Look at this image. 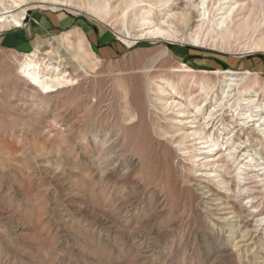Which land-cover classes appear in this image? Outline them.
<instances>
[{
    "label": "rangeland",
    "instance_id": "1",
    "mask_svg": "<svg viewBox=\"0 0 264 264\" xmlns=\"http://www.w3.org/2000/svg\"><path fill=\"white\" fill-rule=\"evenodd\" d=\"M1 1L0 264H264V0Z\"/></svg>",
    "mask_w": 264,
    "mask_h": 264
},
{
    "label": "bare ground",
    "instance_id": "2",
    "mask_svg": "<svg viewBox=\"0 0 264 264\" xmlns=\"http://www.w3.org/2000/svg\"><path fill=\"white\" fill-rule=\"evenodd\" d=\"M39 3L40 4H46V1H41ZM56 3H57V1L55 0L54 5H57ZM0 8H1V11H0V27H4V26H8V25L16 26V25L21 24L22 16H23V13L25 12V9L22 6L16 5V10L17 11L13 12V11H10L3 4V2L0 0ZM239 9L243 10V9H245V6L242 5V6H240ZM39 63L36 61L35 55L32 54L31 56H26L25 59L23 60V62L20 63L19 73H20V75L23 78H25L31 84H33V85L37 86L38 88H40L43 93H49L53 88H55V87H57L59 85L70 83V81H67L64 78H62V79H59V78L47 79L46 77H43L44 75L41 74V71H43V70H41ZM188 71H189V69H185L183 72H188ZM44 72H43V74H44ZM226 73L227 74H233L232 71H227ZM234 74H237V73H234ZM199 96L200 95H197L196 98H198ZM227 98H228V96L225 97L224 99H227ZM243 103H244V101H243ZM252 103H254V102H252ZM251 105H252L251 103L245 102L243 104V107L246 106L245 108H243L244 109V111H243L244 113L240 114L241 117H239V118L235 117V115H234L232 117V121H235L234 118L238 119V120L243 122V125L245 123H249L250 121H253L255 113L259 112L261 109L260 110L259 109L253 110V114L250 115V117H247V113H248L249 108H250ZM200 110H201V108L199 109V111ZM212 117H213V115H212ZM249 118H251L250 121H249ZM216 119H215V117L210 119L209 120V124L212 123V125H214L213 123L215 122L214 120H216ZM262 138H264V136ZM199 140L203 141L201 144H207L208 143V141H205V140H207V137H205L204 135L202 137H200ZM216 146L218 147V144ZM204 148H206V147H204Z\"/></svg>",
    "mask_w": 264,
    "mask_h": 264
},
{
    "label": "crops",
    "instance_id": "3",
    "mask_svg": "<svg viewBox=\"0 0 264 264\" xmlns=\"http://www.w3.org/2000/svg\"><path fill=\"white\" fill-rule=\"evenodd\" d=\"M57 22H58V24H60L61 25V27H63V28H70V24H69V22L67 23V21H64L61 17H59V16H57L56 18H51L50 19V29L51 30H54L55 28H56V26H57ZM51 24H53L54 26H52ZM54 28V29H53Z\"/></svg>",
    "mask_w": 264,
    "mask_h": 264
}]
</instances>
